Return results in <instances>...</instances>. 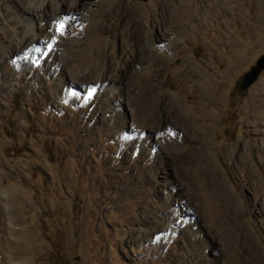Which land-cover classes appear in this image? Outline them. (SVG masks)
<instances>
[{"label": "rangeland", "instance_id": "rangeland-1", "mask_svg": "<svg viewBox=\"0 0 264 264\" xmlns=\"http://www.w3.org/2000/svg\"><path fill=\"white\" fill-rule=\"evenodd\" d=\"M57 1L0 0V264H264V0H176L165 35L159 0Z\"/></svg>", "mask_w": 264, "mask_h": 264}, {"label": "bare ground", "instance_id": "bare-ground-1", "mask_svg": "<svg viewBox=\"0 0 264 264\" xmlns=\"http://www.w3.org/2000/svg\"><path fill=\"white\" fill-rule=\"evenodd\" d=\"M82 0H76V1H71V5L74 7H77L79 9H86V5H84V3L81 2ZM49 2V0H29V3H30V6H31V9H27V8H24L22 7L23 9L27 10V12H30V13H35L36 12V9L37 8H41V14H43V16L45 15V17L48 19V7L46 5V3ZM55 2V3H54ZM22 3V2H21ZM53 3L54 5L56 6V8H59L61 3L58 2L57 0H53ZM27 4V3H26ZM158 9H161L162 10V7H165V6H170L166 16H162L161 18L166 20L168 22V25L165 24L163 25L162 24V32L165 34H167L168 32H170L172 30V27L175 26L176 29L182 25H184V21H179L177 20V16H176V13H177V10L180 8L181 4H179L178 2H176V0H172V3L170 2V0H159L158 1ZM27 6V5H26ZM29 6V5H28ZM85 7V8H84ZM43 10V11H42ZM122 10L123 12L126 14V13H129L130 12V9L125 6V5H122ZM180 11V10H179ZM159 13V12H158ZM163 15V14H162ZM160 16V15H159ZM158 15H155L153 16L151 22H150V27H153L154 23L156 22V20L159 18ZM50 17V16H49ZM24 18V16H23ZM44 19V18H43ZM22 20V18H21ZM24 20V19H23ZM22 20V21H23ZM45 20V19H44ZM44 20L41 21V23L36 27V24H34V21L32 20H25V23L24 24H29L30 27H29V34L30 36L28 38H30V43H31V46H33L32 42H37V40L34 38V35L36 34L37 31H44V28L45 26L47 25L48 23V20H46V22L44 23ZM21 21V22H22ZM166 22V23H167ZM162 23V22H161ZM37 28V29H36ZM175 29V30H176ZM142 30V28H141ZM140 32V28L138 30V33ZM142 34V33H141ZM154 34V33H153ZM39 35V34H38ZM26 36V35H25ZM139 37H141L140 35H138ZM37 38V37H36ZM138 38V37H137ZM144 38V37H143ZM159 36H157L154 40L153 38V43H151V45L153 44H156V42H158ZM24 40V38L22 39V41ZM138 40V39H137ZM27 41V40H26ZM140 43V42H139ZM140 46V45H138ZM151 47V46H150ZM104 52V51H103ZM141 52V50H140ZM102 53V52H101ZM38 55V52L36 51V49H34V52H32L30 55L26 56V57H21L18 61V63L20 64V66H26V64L30 63V62H33L35 59H36V56ZM108 56V55H107ZM137 56V55H136ZM139 56V55H138ZM148 56V55H147ZM165 57V55L163 53H159L156 57V59L158 60V58L160 57ZM131 57H134L133 55ZM99 59V58H98ZM147 60H152V59H147ZM162 60V59H161ZM114 62V61H113ZM129 62V61H128ZM142 59H138V58H132L130 59V63L131 64H136V63H142ZM18 64V65H19ZM98 64V62H97ZM116 65V64H115ZM121 65V64H120ZM117 66V65H116ZM159 66V65H158ZM114 67V66H113ZM189 68H192V65L189 66ZM114 69V68H113ZM112 69V70H113ZM106 70V69H104ZM108 71V70H107ZM133 71H135V69H133ZM196 75H201L200 73L196 74ZM108 76L105 77L104 81L107 80ZM208 78V77H207ZM205 82V80H201V84H203ZM209 97V96H208ZM170 105L175 101L173 96L172 95H167V98H166ZM177 100V99H176ZM177 104V103H176ZM203 103L200 104V107H204V105L202 106ZM173 105V104H172ZM177 109V107H176ZM177 111V114L178 116H180L182 119H187L189 121H193L195 122V118L193 119V113L191 112L190 109L188 108H181L180 107L178 108ZM199 111L201 112V110L199 109ZM197 113V112H196ZM206 113H201V115H205ZM190 118V119H189ZM177 120V119H175ZM197 120V119H196ZM204 118L203 116L199 118V121H203ZM196 126L193 127V130L190 126V124L186 121L185 124H184V129L185 131L183 130V133L185 135H189V136H193L195 137L196 139L199 140V145H193V148L194 150L196 151V154L192 155L190 154V162L189 163H193V167L195 169V174H196V178H197V183L198 184H202V183H205V186L208 187V188H211V189H214V191H221V184L219 183L218 181V173L217 171L215 170V162H214V159H212V153L211 151H206V148H208L206 146V143H207V137H206V134L207 133V126L204 125V124H198L197 122H195ZM257 130V129H256ZM193 150V149H192ZM241 151V150H240ZM241 155V154H240ZM244 155V154H243ZM239 156V155H238ZM189 158V156L187 157ZM226 158V157H225ZM241 160V159H240ZM203 186V185H202ZM222 199L225 201V204H226V197L223 196ZM229 201V200H228ZM227 201V202H228ZM229 204V203H228ZM235 216V215H234Z\"/></svg>", "mask_w": 264, "mask_h": 264}, {"label": "water", "instance_id": "water-1", "mask_svg": "<svg viewBox=\"0 0 264 264\" xmlns=\"http://www.w3.org/2000/svg\"><path fill=\"white\" fill-rule=\"evenodd\" d=\"M147 1V0H143ZM264 70V54L257 60V63L252 66L251 70L245 73L241 82V88L243 90L249 89L253 83H255L260 73Z\"/></svg>", "mask_w": 264, "mask_h": 264}]
</instances>
